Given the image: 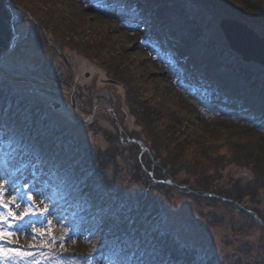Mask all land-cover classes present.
Segmentation results:
<instances>
[{
    "label": "rangeland",
    "instance_id": "rangeland-1",
    "mask_svg": "<svg viewBox=\"0 0 264 264\" xmlns=\"http://www.w3.org/2000/svg\"><path fill=\"white\" fill-rule=\"evenodd\" d=\"M9 1L14 13L27 17L21 27L37 29L24 37L26 29L20 30L7 54L12 63H2L21 84L0 76V183L24 196L17 215L30 203L26 188L35 208L43 212L47 205L49 211L17 222L23 232L5 247L34 255L6 264H72L71 249L83 248L99 229L69 210L74 196L65 192L62 175L69 176L72 165L51 152L38 128L67 145L78 141L93 158L105 154L107 169L126 185L123 192L135 206L144 183L157 180L161 186L151 195L161 214L149 221L206 261L264 264V114L238 110L248 90L241 70L264 72V66L244 62L221 27L223 19L237 20L264 37L263 21L245 22L246 0H214L213 7L195 2L182 7L192 15L187 18L177 0H88L87 6L81 0ZM137 26L157 30L150 38L125 30ZM223 64L230 67L223 70ZM75 87L79 119L68 97ZM42 239L56 243L42 247ZM112 243L111 257L101 249L94 264H117L116 251L139 261V251L131 257L126 241Z\"/></svg>",
    "mask_w": 264,
    "mask_h": 264
},
{
    "label": "trees",
    "instance_id": "trees-1",
    "mask_svg": "<svg viewBox=\"0 0 264 264\" xmlns=\"http://www.w3.org/2000/svg\"><path fill=\"white\" fill-rule=\"evenodd\" d=\"M179 13L183 17L192 16L182 7L195 5V2L204 6H214V0H177ZM246 0L244 14L245 22L251 20L253 22H264V0L259 2ZM186 3H188L186 5ZM186 5V6H185ZM242 15V14H241ZM236 16H240L236 14ZM191 18V17H190ZM237 18V17H236ZM247 19V20H246ZM243 21V20H241ZM227 45V44H226ZM226 48L229 49V46ZM242 68L246 66L245 63L239 62ZM259 67L257 65H254ZM230 66L223 64V69L226 70ZM264 72H254L251 70H241L240 75L248 81V90L242 94L240 100L239 110L246 112L252 110L251 115L264 114ZM260 95L262 100L257 98ZM246 101V105L243 103ZM248 102V103H247ZM262 102V105L261 103ZM257 113V114H256ZM42 132L41 139L49 140L51 152L53 154H60L72 165L69 168V176H62L65 183V190L70 195L74 196V206H72V214L74 218L82 221H92L99 227L97 231L94 229L87 245L81 249H71L74 254L75 264H83L86 256L92 252L93 246L97 245V252L107 246L111 257V252L114 251L112 246L119 245L117 242L126 241L129 243L131 252L139 251V257L145 264H217L206 261L198 251L190 249L188 246L182 244L180 239L173 235L167 234L161 227L153 225L149 221V217L156 221L160 216V211L155 206L156 196L151 195L154 189L161 184H157V180L150 179L149 183H144V192H140V200L138 206H135L131 198L123 192L124 184L115 181L114 176L107 169L106 155L95 154L92 155L81 149L78 146V141L69 140L68 145L63 142L62 138L51 134L50 130L38 128ZM150 130V129H149ZM152 131V130H151ZM155 134V133H154ZM154 136V135H153ZM156 136H154L155 138ZM53 142V143H52ZM79 148L81 150H79ZM79 150V151H78ZM170 150V149H169ZM81 152V153H79ZM116 171V170H115ZM116 173V172H115ZM117 174V178H118ZM119 181V180H118ZM164 183V182H162ZM163 185V184H162ZM139 199V198H138ZM137 199V202H138ZM131 201V202H130ZM141 201V202H140ZM149 206V208H148ZM151 219V220H152ZM119 240V241H118ZM127 248V249H128ZM133 249V250H132ZM73 250V251H72ZM118 264H130L125 257H120V251H116ZM119 256V258H118ZM213 261V260H212ZM217 262V263H216Z\"/></svg>",
    "mask_w": 264,
    "mask_h": 264
},
{
    "label": "water",
    "instance_id": "water-1",
    "mask_svg": "<svg viewBox=\"0 0 264 264\" xmlns=\"http://www.w3.org/2000/svg\"><path fill=\"white\" fill-rule=\"evenodd\" d=\"M13 6L14 5L9 0H0V58L12 50L16 39L22 34L18 30L17 16L11 8ZM221 27L231 49L238 55L242 56L245 62L258 63L264 66V37L260 36L256 31L251 29L248 24L237 20L223 19L221 21ZM24 33L22 34L23 37ZM76 90L77 89L75 87L71 98L75 115L79 119L76 104ZM56 107L58 108L60 105H56ZM108 108L115 118L121 137H123L122 128L117 116L110 106ZM94 114L95 112L92 114L91 119L87 120V123L92 122ZM133 141L140 143V141L137 140ZM144 149L148 151L145 147ZM170 184H172V181H170Z\"/></svg>",
    "mask_w": 264,
    "mask_h": 264
},
{
    "label": "snow or ice",
    "instance_id": "snow-or-ice-1",
    "mask_svg": "<svg viewBox=\"0 0 264 264\" xmlns=\"http://www.w3.org/2000/svg\"><path fill=\"white\" fill-rule=\"evenodd\" d=\"M81 3L88 5V0H81ZM24 193L26 194V199L30 203H28L24 210L17 215L14 209H19L21 207L18 202L19 199H23L24 196H20L18 190L13 188L11 191L7 189L6 183H0V264H6L7 260L10 258H19L24 259L27 257H32L34 253L30 251H23L20 248L13 247H5V242L12 241L18 232H23V228L17 225L18 221H23L25 217L44 215L48 213L49 208L45 205L43 212L38 211L34 204L31 203L33 201V194L30 189H24ZM6 196H10V199H6ZM13 225H17L16 230L13 231ZM41 237L44 236V233L40 234ZM49 235L51 233L49 232ZM67 235V234H66ZM33 239H36L33 236ZM64 237L61 238L60 247H64L63 243ZM56 243L55 239H53L52 244H46V242L42 239L41 246H47L51 248ZM30 247H33L30 245ZM97 252V245L93 246V250L89 253L88 258L83 262V264H94V254Z\"/></svg>",
    "mask_w": 264,
    "mask_h": 264
},
{
    "label": "bare ground",
    "instance_id": "bare-ground-1",
    "mask_svg": "<svg viewBox=\"0 0 264 264\" xmlns=\"http://www.w3.org/2000/svg\"><path fill=\"white\" fill-rule=\"evenodd\" d=\"M14 12V11H13ZM102 12V11H101ZM102 13H104V15L106 14L109 18H110V20H112L113 21V19L115 20V19H117V20H119V18L118 17H115V16H112V14H113V12H110V11H107V12H102ZM16 16H17V21H18V14L17 13H14ZM128 28V29H127ZM125 30H127V33H134L135 34V36L136 37H141V35L142 34H145V33H147V35L145 36V37H147V38H150V37H152L153 35H154V33H155V31L157 30V29H155L154 27H150V28H145V29H141L140 27H126V29ZM25 33H27V31L25 30L24 31ZM138 48H141L140 46H138ZM138 50V49H137ZM49 83L51 82V81H49V80H47ZM56 86V85H54V84H49V86ZM71 96H72V93H68V97H70V99H71ZM105 104H107V102L106 101H104V103L103 104H101L100 102L97 104V107L99 108V107H101V106H105ZM82 113V112H81ZM87 115L86 114H84V116H83V113H82V118H85Z\"/></svg>",
    "mask_w": 264,
    "mask_h": 264
},
{
    "label": "flooded vegetation",
    "instance_id": "flooded-vegetation-1",
    "mask_svg": "<svg viewBox=\"0 0 264 264\" xmlns=\"http://www.w3.org/2000/svg\"><path fill=\"white\" fill-rule=\"evenodd\" d=\"M26 23V24H29L28 22H27V17L25 18V17H22L20 14H18V23H19V26H18V28L20 29V30H24V29H26V31H27V34L28 35H30V32H31V29H34V28H36L34 25H32V28L30 27V26H23V27H21V24L22 23ZM32 24V23H31ZM37 29V28H36ZM34 33V32H33ZM14 51V50H13ZM11 55V54H10ZM10 55L8 56H5V57H3V58H1V60H0V67L2 68L4 65H2V63L6 60V61H9L10 63H12V59L11 58H13L12 57V55H11V57H10ZM14 64V63H13ZM3 69V68H2ZM4 73H8L10 76H5L4 74H1L0 73V76L2 77V78H4V81L5 82H8V84H10V85H16V84H21L20 82H17L16 81V78H17V76L14 74V73H11V72H9V71H7V70H4ZM22 86V85H21ZM62 105V104H61Z\"/></svg>",
    "mask_w": 264,
    "mask_h": 264
}]
</instances>
